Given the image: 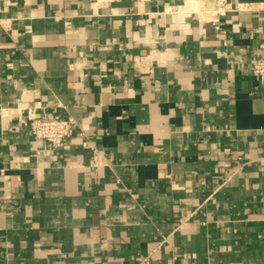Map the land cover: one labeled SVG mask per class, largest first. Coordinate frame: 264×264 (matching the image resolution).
<instances>
[{"label": "crops", "instance_id": "obj_1", "mask_svg": "<svg viewBox=\"0 0 264 264\" xmlns=\"http://www.w3.org/2000/svg\"><path fill=\"white\" fill-rule=\"evenodd\" d=\"M263 1L0 0V264H264Z\"/></svg>", "mask_w": 264, "mask_h": 264}, {"label": "built area", "instance_id": "obj_2", "mask_svg": "<svg viewBox=\"0 0 264 264\" xmlns=\"http://www.w3.org/2000/svg\"><path fill=\"white\" fill-rule=\"evenodd\" d=\"M224 10L225 6L223 4V0H219V7L217 11L223 13ZM214 27L219 30L218 24H215ZM250 71L258 80L264 94V55L258 57L251 64ZM25 124L29 127L30 133L35 140H42L47 146L57 149L62 147L67 138L70 137L73 131L74 120L70 116L61 117L59 115H55L48 119L40 118L36 116L32 108H27ZM97 160L98 154L95 152L91 160V165H96L98 163ZM142 263L143 261L139 264Z\"/></svg>", "mask_w": 264, "mask_h": 264}]
</instances>
